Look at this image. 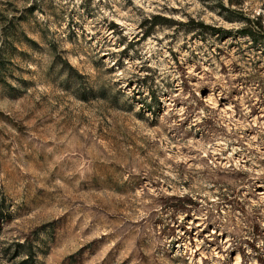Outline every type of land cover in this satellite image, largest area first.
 Returning a JSON list of instances; mask_svg holds the SVG:
<instances>
[{"label": "rangeland", "instance_id": "1", "mask_svg": "<svg viewBox=\"0 0 264 264\" xmlns=\"http://www.w3.org/2000/svg\"><path fill=\"white\" fill-rule=\"evenodd\" d=\"M237 2L0 0V264H264V0Z\"/></svg>", "mask_w": 264, "mask_h": 264}, {"label": "trees", "instance_id": "2", "mask_svg": "<svg viewBox=\"0 0 264 264\" xmlns=\"http://www.w3.org/2000/svg\"><path fill=\"white\" fill-rule=\"evenodd\" d=\"M228 1V4L230 5V6H235V5H238V0H227ZM158 18H153L152 20H151V26H155V25H158V23L157 22H155L156 20H157ZM257 25H258V27L259 28H262V25H261V19L259 20H257ZM211 32H218V31H216V30H211ZM243 36H247V37H249L250 39H252V41L253 42H255V43H257V42H259V41H262V42H264V35H261V36H259L254 30H252L251 28H244L241 32H240ZM206 220V219H205ZM206 223V222H205ZM206 227H207V225L205 226V228L204 229H206ZM214 228H218V227H214ZM214 230H216V229H214ZM18 247L19 248H21V247H23V246H21V245H18ZM26 259L25 260H23L22 262H21V264H32L31 262L33 261V259H32V254L29 252L27 255H26V257H25Z\"/></svg>", "mask_w": 264, "mask_h": 264}, {"label": "bare ground", "instance_id": "3", "mask_svg": "<svg viewBox=\"0 0 264 264\" xmlns=\"http://www.w3.org/2000/svg\"><path fill=\"white\" fill-rule=\"evenodd\" d=\"M209 99H210V97H209Z\"/></svg>", "mask_w": 264, "mask_h": 264}]
</instances>
